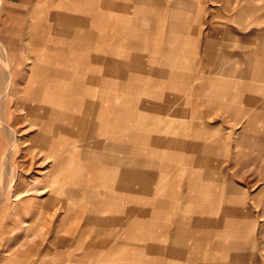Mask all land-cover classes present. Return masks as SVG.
I'll return each mask as SVG.
<instances>
[{"label": "crops", "instance_id": "obj_1", "mask_svg": "<svg viewBox=\"0 0 264 264\" xmlns=\"http://www.w3.org/2000/svg\"><path fill=\"white\" fill-rule=\"evenodd\" d=\"M1 1L6 16L14 18L17 37L14 46H4L12 66L9 77L17 83L13 94L3 93V107L9 121L32 129L25 137L30 141L26 152H35L30 161L46 145L45 153L63 155L64 160L59 161L69 162L70 156H79L83 145L98 148L101 137L108 139V150L114 153L110 158L114 173H98L97 163L90 175L66 173L78 179L71 192L74 202L64 206L56 225H74V229L62 230L66 234L56 242L60 249L38 250L39 258L52 259L38 264H54L57 259L69 264L71 257L77 264L86 260L97 264L100 258H118L120 264H171L165 259L187 258L191 264H200L210 252L203 249L204 240L212 242L211 251L223 250L228 257L242 249L246 237L234 240L235 245L214 244L213 227L253 223V203L247 199L246 188L231 180L234 175L228 167L237 168L232 173L242 177L247 161L264 154V133H256L264 130V125L258 126L264 123V11L259 0L239 3L236 9L232 6L234 13L225 1L215 8L211 0L206 4L191 0L193 9L183 19L188 24H181L175 8L171 24L165 0H157L158 9L150 15L156 18L152 19L156 25L149 31H135L134 18L118 12L112 20L116 28L109 32L96 26V4L108 11L119 6L123 13L131 0L124 5L94 0L81 20L68 19V24L59 16V31L53 23L57 16L47 9L39 11L42 0ZM39 17L46 19L41 32L44 40L38 37ZM38 73L44 77L39 78ZM57 81L64 83L63 98L54 94ZM45 92L61 102L55 113L69 119L54 124L64 129L46 127L43 132L51 142L43 144L39 126L24 118L21 107L29 106V118L35 122L38 108L33 99L44 98ZM240 113L253 114L260 122H244L238 132L251 135L243 131L256 130L254 139L243 136L232 143L224 131L234 123L230 116ZM11 116L21 120L16 122ZM51 144L59 149L54 147L51 152ZM233 145L244 149L231 155ZM247 147H252L250 152ZM99 155L95 149V162ZM214 162L228 165L214 167ZM102 179L106 191L97 193ZM36 203L41 207V200ZM37 209L32 218L43 216ZM44 211L47 216V209ZM90 219L99 226L90 230ZM108 225L119 228L107 230ZM69 232H76L73 238L82 249L76 256L70 255ZM87 233L100 236L99 243L87 247L83 242ZM191 237L194 247L201 249L184 248ZM133 240L146 244L134 247ZM165 241L171 245L168 249L156 244ZM97 247L99 250H93ZM3 254L2 262L6 259ZM27 254L19 251L11 263L21 264Z\"/></svg>", "mask_w": 264, "mask_h": 264}, {"label": "rangeland", "instance_id": "obj_2", "mask_svg": "<svg viewBox=\"0 0 264 264\" xmlns=\"http://www.w3.org/2000/svg\"><path fill=\"white\" fill-rule=\"evenodd\" d=\"M42 1L43 2L41 6L39 3V11H44L47 9L52 11L53 14L57 16L53 20L55 28H57L58 25H61L62 16H64L65 20H67L64 22L68 24L70 23V19H73V21L76 22L83 19L86 16L85 14H88L86 10L90 6H92L93 8L94 5V0H47V2H45V0ZM97 1L106 2L111 0ZM190 1L191 0H165L164 4L167 12V17H169L170 15L171 24L172 20L174 19V8L177 9L180 13V15L178 16L181 17V24H188V21H183V19L189 15L188 11H190V9H193L190 7ZM202 1V4H206V0ZM211 1H213L215 8H221L222 5H225L228 2V4L231 5V12L233 13L234 11L232 6L236 7V5L239 3L247 4L248 2H251V0H230V2L229 0ZM112 3L121 5L126 4L125 0H112ZM258 3L262 4V11H264V0H259ZM127 4L128 7L124 9L122 13V9L118 8L119 6H115V8L108 11L104 10V8H102L101 4H99L98 2L96 4V9L99 19L96 26H99V28L101 27V29H103L104 31L108 30L109 32L110 29L114 31L116 27L115 24H112V20L114 19L115 21V17H117V15L121 13L124 16H132L134 18L135 31H140L142 29L149 31V28L152 27V24H155L152 19L156 18L150 15H154V13H156L158 9L157 0H131L130 2H127ZM201 11L203 13L202 16H204L205 8H203ZM6 13H8V11L6 10L5 5L0 0V264H10L11 261H14V256L19 253V251L28 252L26 256H23L21 258V264H38L40 261L49 262L52 260L50 257L39 258V256H36V252L38 250L49 248L50 250L56 251V249H60L59 244L57 245L56 242L58 237L66 234V231L64 232L62 230L65 228H69V230L74 229V225H71L70 227H66L63 225L57 227L56 225L58 216L64 211V206L69 204L71 205V203L74 202V199L71 196V192L73 191L74 186L77 185L76 181L78 179L72 178L66 173H89L88 175H90V173H94V163H97V165L99 166L98 173H114L112 171L114 165L112 167V165L110 164V158L113 157L114 153L112 155L109 151L110 148L108 145V139H106L105 137H101L99 140L101 144L98 148H96L93 144L83 145V151L79 154V156L73 157V155L71 154L72 156H70L71 160L69 162L61 163L59 160H64V156L59 154L58 156L57 153H54L52 155L50 153H45L49 148L47 149L46 145L41 146L42 141L38 140V146L41 147L37 149V154L35 155L34 159V161L36 162L34 164V161H30L31 158H34L35 152H33V150H29L28 152H26V148L29 147L30 141L26 140L25 137H27V134H29L32 129L30 130L25 128V123L15 125L12 121H9V114L7 112L5 113V108L3 107V102L5 100L3 93L7 92V94H13L15 91L14 86L17 83L14 78L9 77V69L12 70V66L10 65V63H8V60H6V58L9 57V51L4 48L5 45L14 46L15 40L17 38L14 35L13 31L14 18L6 16ZM45 20L46 19H41L39 17L38 37L40 39L42 38L43 40L46 39L45 33H41L45 31V28L43 27L45 25ZM89 25L92 26L93 24L91 23ZM57 30L59 31V28H57ZM41 49L42 48L39 47V52H42ZM38 76L39 78L44 77V75L40 73H38ZM5 79H7L6 82ZM54 84L55 85L53 86H55L56 88L54 94H56V96L60 95L62 97V95L64 94V89L62 88L64 83L57 81ZM46 97L47 93L45 92L44 98L33 99L36 100L38 108L36 116H33L37 118L35 122H33V119L31 120L29 118V106H18L19 108L21 107V109L25 110V119L31 121L32 124H37L39 126L38 135L39 138L43 139V144L45 143V140L49 143L51 142L49 140V137L44 134V128L49 127L50 129H64L59 125H53L57 123V120L59 119H69V117L66 115L55 113V106H61V102L57 97ZM10 102H12L11 99ZM44 104H48V107H45ZM51 108L53 111L51 110ZM230 118V122L234 123L229 131H224V133H228L229 141H231L232 143L234 141L236 142L243 136L249 139H254L256 130L243 131L251 135H245L242 133H240L239 135L238 132L241 131V128L243 126L241 124H243L244 122L259 121L258 119H256L255 121V115L240 113L232 114ZM11 119L17 122L21 120V117L11 116ZM261 124L264 125L263 122L258 123L259 128L262 126ZM5 125L8 129L5 128ZM259 132L264 133V130L259 129V131H257L256 133ZM4 145H6L5 149L3 148ZM54 147L59 149L57 146H53L51 144V152L52 148ZM95 149H97L98 153L100 154L96 162L94 156ZM239 149L244 148L236 145L230 146L231 155L237 153ZM251 149L252 147H247V152H250ZM256 155L258 156H256L253 160L249 162L247 161V166L244 170L245 173H243L242 177L238 178L236 176V173H232L233 170L236 171L237 168L232 169L231 167H228L229 174L231 176L234 175L233 179L231 180L240 183L241 186H244L246 188L247 199L249 202L253 203V208H251L253 209L252 213L255 214L251 215L253 216V223L248 224L245 227L239 226L237 224L230 226L215 225L213 227L215 234L213 240L214 244L221 241L225 244L232 245L234 244L232 243L234 242V240L243 237H246V239L248 240L243 244L242 249L232 251L231 257H228L227 254L223 253V250L215 248L213 251H211L212 249H210V245L212 244V242L210 240H204L203 249H207V251L210 252L208 253V257L202 258L198 261L200 262V264H264V173H260L261 169L264 167V154ZM213 165L214 167L218 166L220 168H226L228 163H225L223 166L222 163L214 162ZM62 173L65 176H63ZM101 184L102 186H100L99 183L98 187H96L97 193L106 191V189L104 188V179L101 180ZM89 188L90 190H93V187ZM253 193L254 196L252 195V197H250V195ZM38 200H41V207L36 205V201ZM36 207L40 208L37 209L39 211L38 214H42L43 216L38 217V215L35 214V217L32 218L31 213L32 215L36 213ZM46 209L48 211V215L44 216V210ZM247 216H250L248 212ZM88 226L91 227L89 228L91 230L94 229L92 227H98L99 225L98 222L92 221L90 219L88 221ZM109 228L113 229L119 227H116L114 225L106 226L107 230H109ZM156 230L159 231V229ZM75 234L76 232L74 234L69 232L68 236L70 239V255L74 254L76 256L82 251V249L81 247L78 248L80 244H78L77 240L74 239ZM100 239V236H94L93 234L87 233L84 237L83 242L88 247L92 244L99 243ZM111 240L112 236H110V241ZM131 243L132 245H134V247H142L144 244H146L137 240H133ZM156 244H160L167 249L169 248V246H171L169 245V241L161 243L156 242ZM194 245L195 241L192 239V237L184 242V248L192 250L193 248L201 249L200 247H197V245L194 247ZM90 249L93 248H87V250ZM93 250H99V248L97 247ZM2 254L6 255V259L4 260V262H2ZM71 258L69 259V264L78 263H74ZM188 260L189 259L187 258L165 259L166 263L171 262V264L175 262L179 264H191V262L189 263ZM121 262L122 261L118 258H100L98 259L97 264H120ZM53 263L61 264V259H57V261L55 260ZM84 264H89L88 260H86ZM133 264L141 263L134 261Z\"/></svg>", "mask_w": 264, "mask_h": 264}, {"label": "bare ground", "instance_id": "obj_3", "mask_svg": "<svg viewBox=\"0 0 264 264\" xmlns=\"http://www.w3.org/2000/svg\"><path fill=\"white\" fill-rule=\"evenodd\" d=\"M53 126H54V125H53ZM57 129H58V128H57ZM43 130H45V128H44ZM52 131H53V130H52ZM52 131H51V132H52ZM52 133H53V132H52Z\"/></svg>", "mask_w": 264, "mask_h": 264}]
</instances>
